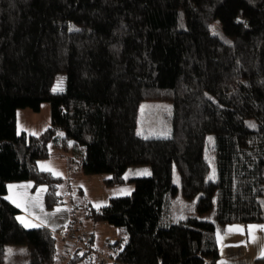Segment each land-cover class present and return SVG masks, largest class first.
Wrapping results in <instances>:
<instances>
[{
  "label": "trees",
  "instance_id": "16d2710c",
  "mask_svg": "<svg viewBox=\"0 0 264 264\" xmlns=\"http://www.w3.org/2000/svg\"><path fill=\"white\" fill-rule=\"evenodd\" d=\"M146 102L171 105L169 136L138 132ZM45 103L50 126L18 133V111ZM52 143L133 193L82 208L81 188L40 168ZM142 166L150 177L125 182ZM22 183L46 188L48 211L71 202L117 229L113 264H217L218 231L264 224V0H0V264L21 246L27 264L94 262L93 235L64 261L53 231L20 221L7 196ZM178 194L196 215L172 217Z\"/></svg>",
  "mask_w": 264,
  "mask_h": 264
},
{
  "label": "rangeland",
  "instance_id": "374dc122",
  "mask_svg": "<svg viewBox=\"0 0 264 264\" xmlns=\"http://www.w3.org/2000/svg\"><path fill=\"white\" fill-rule=\"evenodd\" d=\"M212 29H213L212 33L214 35L220 37L223 36L220 35L222 30L219 22H215L212 25ZM64 86H65V78L60 77L56 83L54 91L60 92L64 89ZM170 108L171 105L167 102L144 103L141 106V110H140L138 132L143 135L148 134L158 137L169 136L171 132V125L169 122V119L171 117ZM50 124H51V106L48 103L43 104L40 113H34L30 109H21L18 111V123H17L18 133L25 132L27 134L39 135L42 132H44L50 126ZM50 150L52 156L48 160L40 162V168L49 169V171H51L52 173L62 176L63 178H66L70 183V187L72 188H81L83 190V195L75 203L78 204L79 206H82V208H85L86 204L89 202L96 207H103L108 204L111 198L128 196L133 193L134 186L132 184H125L123 186L108 188L103 183V180L106 176L83 175L80 171H78L79 156L76 157L74 155L75 152L74 150H71L70 154L67 155L69 156V158H72L71 154H73L72 161H74V163L71 167L72 169L71 172L69 167V163H70L69 158L61 155L55 143L51 144ZM215 165L216 164L213 161L212 162L213 170H215ZM174 183L176 184V186L178 187L180 186L179 175L177 173H175L174 176ZM67 189L68 188H64V191H67ZM26 197L21 196V200H25ZM196 203L197 200H194L193 202H186L181 198L180 194H178V197L176 198L172 209V217L174 219H179V218H185L187 216L196 215ZM26 205H29L28 202L26 203ZM39 207H40L39 213L41 214L40 215L37 214V216H39L44 221L47 220L49 216H47L46 218L45 216H43V214H47L46 212L48 211V210L45 211L46 209L43 204V198L42 200H40L39 204L37 203L36 205L37 210H39ZM70 207H71V202H68L66 208L69 209ZM82 211L83 209H81V214H83ZM215 211H216V207L214 205L212 211L206 218L209 219L210 221H214ZM26 213L29 212L27 210H24V214ZM55 213L57 215V211H55ZM24 214L22 215V217H20V221L21 222L23 221L24 225L25 223H27L28 225H35L34 227H37V224L30 223L25 218ZM39 217L36 219H40ZM61 217H63V215H60V217L58 218ZM82 224L83 225L81 227L78 226V222H76L75 216H72L71 221L69 222V225L67 226L63 234L59 232H55L56 236L64 242L63 247L60 251L61 253L60 256L64 257L63 260L67 261L68 259H70V256H68L66 253L65 254L63 253L66 252L67 246L69 244L68 241L66 240V237H71L72 232L74 233L73 230H75V232L77 231L78 236L83 235L85 237H88V233L86 232L85 229L89 228L90 225H93L94 227L96 226L95 227L96 230L94 232L97 239V244L102 247L103 244L106 242L103 246V250H97L96 252L104 254L106 256H110L109 255L110 252L104 253V251L105 250L110 251V247H109L110 244L117 242V239L110 240L112 238V235L114 234L113 232H116L115 235L121 237L118 233L119 231L105 223H95L92 221H88L83 217V215H82ZM26 227L32 228L33 226H26ZM27 262H28V251L26 247L21 246V247L10 248L9 253L7 255V264H27ZM61 264L63 263L61 262Z\"/></svg>",
  "mask_w": 264,
  "mask_h": 264
},
{
  "label": "crops",
  "instance_id": "0c3cea01",
  "mask_svg": "<svg viewBox=\"0 0 264 264\" xmlns=\"http://www.w3.org/2000/svg\"><path fill=\"white\" fill-rule=\"evenodd\" d=\"M70 151L62 156L69 158V156L67 155L70 154ZM71 155L72 158H69L70 172L72 171L71 167L73 163V154ZM42 170L49 171V169L46 168H43ZM151 175L152 170L149 166L131 167L125 172L123 178L125 182H129L139 178L150 177ZM10 186L8 188V201L20 211V217H22V215L24 214V210H27L29 213L24 214L25 218L30 223L37 224V227H46L54 233L59 232L63 234L67 226L69 225L72 216H75L76 222H78V226L81 227L83 225L82 214L80 213V210L75 212L74 208H72V205L69 209H67L66 205H64L57 207L53 211H47V209L45 208L46 210H44L47 211V214H43V216H45V218L49 216V218L45 221L37 216V214L40 215L41 213H39L40 207L39 210H37L36 205L37 203L39 204L42 198L44 204V195L46 192V188L40 187L34 190L33 183L12 184ZM21 196L27 197L25 200H21ZM27 202L29 205H26ZM55 211H57V215ZM60 215H63V217L58 218L60 217ZM38 217L40 219H36ZM22 223L24 224V222ZM252 226H255V228H252ZM95 227L93 225H90L89 228H86L85 230L88 233L89 237L93 235L95 247L98 250H103V246L106 242L102 247L97 244V239L94 232L96 230ZM262 229H264V224L248 226L233 225L227 226L223 230L218 231L217 244L220 251V260L217 264H258V261L264 260V257L261 256V252L264 251V230ZM113 233L114 234L112 235V238L110 240L118 239V235H115L116 232ZM253 236H255V241H253ZM59 240L61 251L64 242L61 239ZM106 252H109V250L104 251V253Z\"/></svg>",
  "mask_w": 264,
  "mask_h": 264
},
{
  "label": "built area",
  "instance_id": "2783aa9c",
  "mask_svg": "<svg viewBox=\"0 0 264 264\" xmlns=\"http://www.w3.org/2000/svg\"><path fill=\"white\" fill-rule=\"evenodd\" d=\"M75 211L78 209L76 206H74ZM73 228V227H72ZM74 233L72 232L71 237H66V240L68 241V246L66 252H63L64 254L66 253L68 256H70V259L72 258V253L75 250L76 247L82 248L83 250H87L88 246L86 244V237L83 235L78 236L77 231L73 230ZM115 243V242H114ZM114 243H112L114 245ZM123 250V246L120 245L116 247L115 253H119ZM66 256V255H65ZM97 258L94 262H88L86 264H113L116 262L115 257L112 256H106L101 253H97ZM64 257H62L63 259Z\"/></svg>",
  "mask_w": 264,
  "mask_h": 264
},
{
  "label": "snow or ice",
  "instance_id": "6c2138e0",
  "mask_svg": "<svg viewBox=\"0 0 264 264\" xmlns=\"http://www.w3.org/2000/svg\"><path fill=\"white\" fill-rule=\"evenodd\" d=\"M10 187H12V186H10ZM25 226H33L34 227L35 225H28L27 223H25ZM252 228H255V226H252ZM262 230H264V229H262ZM252 238H253V241H255V236H253ZM261 256L264 257V251L261 252Z\"/></svg>",
  "mask_w": 264,
  "mask_h": 264
}]
</instances>
